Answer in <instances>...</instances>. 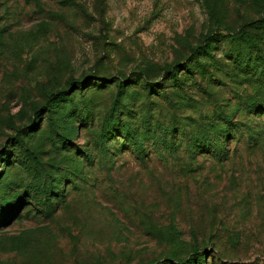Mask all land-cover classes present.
<instances>
[{
	"label": "rangeland",
	"instance_id": "374dc122",
	"mask_svg": "<svg viewBox=\"0 0 264 264\" xmlns=\"http://www.w3.org/2000/svg\"><path fill=\"white\" fill-rule=\"evenodd\" d=\"M165 259L264 264V0H0V264Z\"/></svg>",
	"mask_w": 264,
	"mask_h": 264
},
{
	"label": "trees",
	"instance_id": "16d2710c",
	"mask_svg": "<svg viewBox=\"0 0 264 264\" xmlns=\"http://www.w3.org/2000/svg\"><path fill=\"white\" fill-rule=\"evenodd\" d=\"M228 132V130H226ZM229 133V132H228ZM204 143L205 147H210L209 149L211 150H218V152L220 151H225V155H229V151L224 147V146H218V145H214V144H211V145H208V142L205 141V142H202V144ZM197 145H199V143H196ZM202 144L200 146H202ZM224 145V144H223ZM195 254H199L200 253V250H196L194 251ZM200 255V254H199ZM166 260V261H165ZM161 262H158V264H167V262H171V263H174V264H191L192 260L190 259H184V260H178L177 262H175L174 260H170V259H165ZM203 264L201 262H198V260L196 261V264ZM204 264H207V260L205 259L204 260Z\"/></svg>",
	"mask_w": 264,
	"mask_h": 264
}]
</instances>
